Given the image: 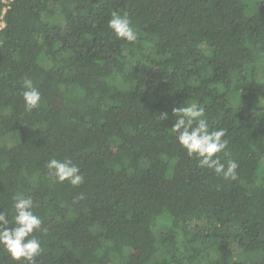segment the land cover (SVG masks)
Listing matches in <instances>:
<instances>
[{"label": "trees", "instance_id": "16d2710c", "mask_svg": "<svg viewBox=\"0 0 264 264\" xmlns=\"http://www.w3.org/2000/svg\"><path fill=\"white\" fill-rule=\"evenodd\" d=\"M112 11L127 14L136 42L108 27ZM205 64L207 77L198 74ZM25 79L41 93L30 111ZM249 82L257 96L246 100ZM185 101L226 129L228 155H218L238 163L235 180L198 167L175 139L173 109ZM52 158L72 161L83 182L55 181ZM259 169L264 0L10 2L0 32V212L11 227L13 197L47 190L34 200L37 264H244L264 247ZM176 171L167 187L152 181ZM0 261L15 264L2 247Z\"/></svg>", "mask_w": 264, "mask_h": 264}, {"label": "clouds", "instance_id": "9594fccd", "mask_svg": "<svg viewBox=\"0 0 264 264\" xmlns=\"http://www.w3.org/2000/svg\"><path fill=\"white\" fill-rule=\"evenodd\" d=\"M108 27L117 38H122L128 43H134L138 39V33L125 13L112 11ZM23 89L25 108L29 111L37 108L41 93L31 79L23 81ZM173 115L175 122L171 131L186 154L196 158L198 167L213 170L226 180H235L238 163L234 160L222 162L221 156L218 155H228V140L224 138L226 129L210 128L204 108L195 102L185 101L183 106L173 109ZM46 167L49 175L57 182L67 181L73 186L83 182L79 167L70 160L52 158L46 163ZM12 207L11 227L8 226V217L0 212V247L15 264H37L36 258L42 248L34 232L41 228L42 219L34 212V200L31 195L17 194L13 197Z\"/></svg>", "mask_w": 264, "mask_h": 264}, {"label": "rangeland", "instance_id": "374dc122", "mask_svg": "<svg viewBox=\"0 0 264 264\" xmlns=\"http://www.w3.org/2000/svg\"><path fill=\"white\" fill-rule=\"evenodd\" d=\"M256 4V2L251 1L250 5L254 6ZM198 74H200L201 76L207 77L209 75V67L205 64L203 65L200 69H198ZM251 79H253V77H251ZM253 81V80H252ZM233 91V90H232ZM243 95L245 97L246 100H251L254 99L257 96V91L255 88V85L252 82H249L247 85H245L244 90H242ZM221 91L220 92H213L212 95L216 98V102L217 104H219L222 100L223 97L221 96ZM57 103L60 102V100H56ZM57 103H55L57 105ZM126 112H121L120 116L124 115ZM114 146H112L111 144L108 143H104L102 145V152L107 155V156H111L114 153ZM262 147H257L252 151V156L253 158H256L259 154V152L261 151ZM259 178H262L264 176V170L259 169L258 173H257ZM178 177L177 171L173 172L172 176H170L169 178H167L166 180L163 181H159L157 179H152V181L154 183L158 182L161 183L163 187H167L168 183L172 180ZM118 180L120 181V183L122 184H126L127 183V178L125 175H119L118 176ZM47 193V190L43 187H38L36 188L31 196L33 198V200H38L41 197L45 196ZM44 229L47 231H50L52 229H54L55 227V223L53 221H49L44 223ZM223 231L221 230H216L214 232V235H222ZM191 239H194L193 237H190ZM92 240V237L90 236L86 241H85V248L88 246V244L90 243V241ZM212 241L208 240L207 241V246L209 247V245H211ZM253 252V253H252ZM250 253H247V255L244 258L243 263L244 264H255L256 263V256H261V263L260 264H264V247L259 251V252H255L252 251ZM0 264H2V262L0 261ZM219 264V263H216Z\"/></svg>", "mask_w": 264, "mask_h": 264}, {"label": "built area", "instance_id": "2783aa9c", "mask_svg": "<svg viewBox=\"0 0 264 264\" xmlns=\"http://www.w3.org/2000/svg\"><path fill=\"white\" fill-rule=\"evenodd\" d=\"M12 0H1L2 7L0 11V32L5 27V14L6 11L10 8V2Z\"/></svg>", "mask_w": 264, "mask_h": 264}]
</instances>
